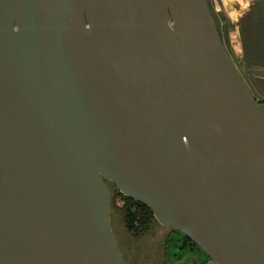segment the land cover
I'll return each mask as SVG.
<instances>
[{"label": "water", "instance_id": "obj_1", "mask_svg": "<svg viewBox=\"0 0 264 264\" xmlns=\"http://www.w3.org/2000/svg\"><path fill=\"white\" fill-rule=\"evenodd\" d=\"M104 181L264 264V103L206 0H0V264H125Z\"/></svg>", "mask_w": 264, "mask_h": 264}, {"label": "rangeland", "instance_id": "obj_2", "mask_svg": "<svg viewBox=\"0 0 264 264\" xmlns=\"http://www.w3.org/2000/svg\"><path fill=\"white\" fill-rule=\"evenodd\" d=\"M206 2L208 4V8L212 10V13H214V15L216 16V20L219 23L220 35L225 42L223 43L222 41V43L227 52H229L230 58L237 71L243 78L245 84L247 85L249 91L255 97V99L260 103H264V80H262L263 78H261V76L253 75L255 73L264 74V65H253L250 63L248 66L247 64H245V67H248L247 70L246 68H244V64L241 60V54L236 53L233 48L230 47L231 45L227 43L228 36L226 33H231L233 31V27L230 28L231 24L226 19L223 9L218 5V0H206ZM258 3L259 0H253L250 6L251 9L253 10L255 7L253 4ZM261 15L264 17L263 12ZM262 22L264 24V20H262ZM247 71L252 73L247 74ZM104 185L107 189L109 199V227L123 262L125 264H164L165 260L162 256V253L166 229L159 223H157V225L154 226V228L143 237L134 238L133 236H131L129 233H127L123 223V214L121 209L123 208L124 203L122 198H120V196H118L117 194L118 190L112 183L108 181H105ZM168 253V258H171L170 254L172 253V251L170 249L168 250ZM179 256L182 259L185 255L183 252H181ZM204 258L205 257L203 255L194 257L197 263L199 262V260H202ZM168 264H181V262H173L169 260Z\"/></svg>", "mask_w": 264, "mask_h": 264}, {"label": "trees", "instance_id": "obj_3", "mask_svg": "<svg viewBox=\"0 0 264 264\" xmlns=\"http://www.w3.org/2000/svg\"><path fill=\"white\" fill-rule=\"evenodd\" d=\"M253 5L255 6L254 9L252 10L251 7H249L248 9L249 11H247L243 15V17L240 19L238 23V43L241 49V56H242L241 60L246 70L248 68L247 66L250 63L253 65H264V24L262 22V20H264V17L261 15L262 12L264 13V9H263L264 0H259L258 4H253ZM210 13L213 22L216 26V29L218 31V34L222 39L220 35L219 23L216 20V16L214 15V13H212V10H210ZM230 28H232V26ZM226 34L228 36L227 43L231 44L232 39L234 37V33L232 31L231 33L227 32ZM221 41L225 43L223 39ZM227 53L229 54V52ZM245 64H247L246 67ZM250 73L252 72L247 71V74ZM253 75L261 76V78H263L262 80H264V74L255 73ZM117 194L118 196H120V198H122L124 203V206L121 209V211L123 214V223L127 233H129L134 238H141L144 235L148 234L154 228V226L157 225V221L155 220L152 212L146 206L123 196L118 191ZM185 238L188 241H191V239H189L188 237L185 236ZM191 242L193 243L194 246H196V244L193 241ZM169 243L172 244V242H168V243L166 242L165 247H163L162 256L165 260L164 264H168L169 260H171V258H168L169 255L168 250L170 247ZM174 244L175 243H173V245ZM196 247L197 249H200L198 246ZM170 255L172 256V253Z\"/></svg>", "mask_w": 264, "mask_h": 264}, {"label": "flooded vegetation", "instance_id": "obj_4", "mask_svg": "<svg viewBox=\"0 0 264 264\" xmlns=\"http://www.w3.org/2000/svg\"><path fill=\"white\" fill-rule=\"evenodd\" d=\"M166 233L164 235V241H163V247H165L166 242H172L169 243L170 247L169 249L172 251L171 260L181 262V264H213L214 262L204 253L201 251V249H197V245L194 246L191 241H188L185 238V235L181 232L165 228ZM173 243H175L173 245ZM183 252L184 258L181 259L179 254ZM199 255H203L205 258L202 260H199L197 263L194 257H197ZM180 257V258H179Z\"/></svg>", "mask_w": 264, "mask_h": 264}, {"label": "crops", "instance_id": "obj_5", "mask_svg": "<svg viewBox=\"0 0 264 264\" xmlns=\"http://www.w3.org/2000/svg\"><path fill=\"white\" fill-rule=\"evenodd\" d=\"M252 1L253 0H218V5L223 9L226 19L233 27L234 37L230 47L238 54H241L240 45L238 43V23L248 11Z\"/></svg>", "mask_w": 264, "mask_h": 264}, {"label": "bare ground", "instance_id": "obj_6", "mask_svg": "<svg viewBox=\"0 0 264 264\" xmlns=\"http://www.w3.org/2000/svg\"><path fill=\"white\" fill-rule=\"evenodd\" d=\"M228 3V2H227ZM235 15H236V13H235Z\"/></svg>", "mask_w": 264, "mask_h": 264}]
</instances>
